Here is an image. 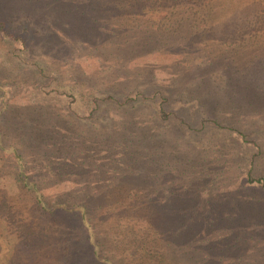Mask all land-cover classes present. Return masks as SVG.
<instances>
[{"label": "rangeland", "instance_id": "rangeland-1", "mask_svg": "<svg viewBox=\"0 0 264 264\" xmlns=\"http://www.w3.org/2000/svg\"><path fill=\"white\" fill-rule=\"evenodd\" d=\"M0 19V196L28 225L0 217V264H206L213 230L208 264H264V0H0ZM175 203L190 244L157 233Z\"/></svg>", "mask_w": 264, "mask_h": 264}, {"label": "trees", "instance_id": "trees-1", "mask_svg": "<svg viewBox=\"0 0 264 264\" xmlns=\"http://www.w3.org/2000/svg\"><path fill=\"white\" fill-rule=\"evenodd\" d=\"M4 8L7 11L10 8H12V6H11L10 3L7 2V3L4 4ZM4 24H5L4 23V19H0V28H2L4 26ZM22 27H21V30H24L25 28L24 27L22 28ZM15 32H17L16 35H13L11 33H9V34H10V36L13 35V38H14L13 40H15L16 44L20 45V44L24 43V40L26 38L23 35L20 34L21 31L19 32V30H16ZM27 41H28V39H27ZM14 48H16V47H14ZM158 110H159L161 116H163V115L166 116V113H164V109H162V107H158ZM246 178H247L248 181H257V182L259 181L261 186L264 187V181H263V179L261 177L252 178L249 175H247ZM83 209H84V207H83ZM155 209L157 210V214L158 215L168 214V217L170 218V221L162 222V224H160V228L156 229V230H158L157 233H161V234H165L166 233L167 234V233L170 232V233H172V236L170 237V239H172L174 241L180 240L181 243H184L183 241H185L186 243L190 244L193 241H195L193 239L195 237L192 238V236H194V235L199 236L200 233H198V232L203 230V229H201V226L197 223V219L194 218V215L197 214V212H195L196 210H191L187 214L186 213L185 214L181 213V209L182 208L179 205H177L176 203L169 207L168 212L164 211L161 208H155ZM84 210L85 211H83V212H86V209H84ZM163 211H164V213H163ZM146 214H149V211ZM151 214H154V212L150 211V216L148 215L149 219H150V217L153 216ZM205 214H207L206 216H207V219H208L209 218L208 212H206ZM189 215H190V217H188ZM89 216L86 215L85 217L86 218H90ZM0 217L5 219L8 224H13L16 228H19L20 230H28V227H27L28 225H26L27 223L26 222L24 223V222L20 221L19 219H17L15 217L14 213L12 212V210L10 208V204L7 202V200L3 196H0ZM184 218H186V220L188 221V224H186L185 227H183L181 225ZM207 219L205 217L203 219L205 225H206V223L208 221ZM212 220H215V222L220 221L219 218H215V219L212 218ZM234 222H235V220H232L231 221V225H233ZM155 223L156 222H154V224ZM218 224H219V226L222 225L221 222H219ZM204 231L205 232L206 231H210V229L205 226ZM214 231L215 230H213L212 233L210 234L211 238L210 237L209 238L205 237V239H206V243L208 242L210 245H211L212 241L213 242L220 241V247H218V250L215 249L217 251V254L209 255V257H206L205 259L199 261L200 263H204L205 262L206 264H208V263H210L212 261L217 263L218 260H216V259L221 257L218 254L222 253L221 252L222 251L221 247H223V244H221V240L219 238H212V236H215V237L217 236V235H215ZM225 232L227 234L231 233V231L228 230V229ZM195 239L198 240L197 238H195ZM200 239H202V238H200ZM221 239H223V238H221ZM142 242H146V240L142 241ZM140 244L141 243H134V245H140ZM144 246H145V248L147 250H149V248L147 247L148 245H146V243L144 244ZM150 246H152V245H150ZM158 251H159L158 248H156V252H158ZM188 255L190 257L192 256L191 253L188 254ZM197 259L200 260L201 258L199 256H197ZM160 260L162 261V263L165 261L163 259V257Z\"/></svg>", "mask_w": 264, "mask_h": 264}]
</instances>
